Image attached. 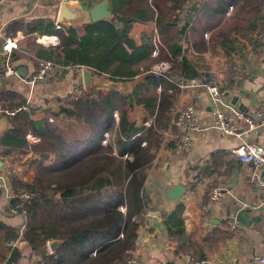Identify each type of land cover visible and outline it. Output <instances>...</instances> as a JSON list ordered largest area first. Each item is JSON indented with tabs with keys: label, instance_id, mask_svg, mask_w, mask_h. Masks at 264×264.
<instances>
[{
	"label": "trees",
	"instance_id": "obj_1",
	"mask_svg": "<svg viewBox=\"0 0 264 264\" xmlns=\"http://www.w3.org/2000/svg\"><path fill=\"white\" fill-rule=\"evenodd\" d=\"M247 2L207 0L189 28V22L180 25L177 19L185 0H124L113 8L111 19L77 29L43 21L27 25L30 35L58 38L53 64L87 69L110 85L90 91L70 107L47 112L41 122H32L22 111L9 117L10 128L0 138L2 156L31 150L49 153L53 161L32 162L29 168L35 176L29 183L11 177L13 195L7 211L24 215L25 220L21 234L0 218L4 264L23 258L14 246L18 241L37 256V264H124L132 256L150 209L148 170L162 147L173 145H163L162 133L169 128L172 106L181 93L176 77L197 76V57L208 72V55L231 37L217 30L223 17L232 6ZM120 21L126 25L154 21L163 45L159 55L151 56L148 38L138 47L127 41L126 30L116 27ZM181 41L191 53L182 49ZM160 62H168L170 69L156 76L151 68ZM125 84L130 91H119L117 86ZM141 110L146 113L143 121L153 119L149 127L135 121ZM28 134L38 140L29 142ZM182 212L178 205L164 215L169 235L172 229L184 232ZM219 233L220 241H225V232ZM53 240L61 243L50 253L47 243Z\"/></svg>",
	"mask_w": 264,
	"mask_h": 264
},
{
	"label": "crops",
	"instance_id": "obj_2",
	"mask_svg": "<svg viewBox=\"0 0 264 264\" xmlns=\"http://www.w3.org/2000/svg\"><path fill=\"white\" fill-rule=\"evenodd\" d=\"M62 1L7 0L0 8V44L5 37H22L18 49L11 54L13 74L5 72L0 58V105L8 109L25 106L26 110L22 112H26L32 122H41L47 112H55L63 106L61 100L78 86L77 80L81 76L82 68H73L59 62L48 70L46 81L34 85L29 83L38 62H55L54 49L58 44L42 45V36H56L30 35L26 30L27 25L43 21L52 22L58 28L56 18ZM72 1H87L95 5L99 0ZM123 2L107 0V8L112 17L115 15L113 8L116 9ZM238 8L239 5L228 9L217 29L231 37L210 54L208 72L202 69L204 62L200 57L196 58L195 64L198 73H209L214 77L219 89L223 88L221 94L226 101L238 108L242 106L246 113L257 118L264 107V0H248L236 12ZM198 9L196 5L186 8L177 14V19L189 22V28ZM242 11L244 15L236 17ZM18 26L23 28L17 29ZM116 27L126 30L127 41L138 47L145 38L149 39L155 22L126 25L120 21ZM179 44L187 54L191 53L183 41ZM105 83L110 85L109 82ZM117 88L119 91H130L128 84L118 85ZM226 93L227 96H224ZM195 100L202 106L198 115L200 128L191 133L189 148L176 151L174 146L162 147L148 170L146 191L150 209L139 229L135 253L141 264H193L199 257H204L201 261L207 264H254V256H264V185H258L259 182L264 184V173L251 164L238 162L230 154V149L240 140L225 136L211 127L210 102L203 90H181L171 111ZM145 118L146 113L141 110L135 121L139 124ZM5 119L7 131L10 122L9 118ZM26 138L33 143L38 140L31 134ZM243 140L257 143L264 149V129L245 133ZM1 152L0 148V218L6 225L19 231L24 225V215H9L7 211L13 195L11 177L29 183L35 174L31 171L32 175L22 176L23 168L30 171L29 165L34 161L49 165L53 156L49 153L19 150L11 157H4ZM176 185L183 186L184 193L175 201H166L164 191ZM215 187L222 188L223 193L219 200L212 201L210 192ZM178 205L183 207L181 218L184 232L176 234L172 229V235H169L164 215ZM230 222H236L238 227L235 232L228 231ZM219 232H225V241H220ZM14 246L23 254L17 264L38 263L37 256L25 242L18 241ZM4 253L0 243V264H4Z\"/></svg>",
	"mask_w": 264,
	"mask_h": 264
},
{
	"label": "built area",
	"instance_id": "obj_3",
	"mask_svg": "<svg viewBox=\"0 0 264 264\" xmlns=\"http://www.w3.org/2000/svg\"><path fill=\"white\" fill-rule=\"evenodd\" d=\"M7 0H0V8ZM100 1V0H99ZM207 0H185L183 9L178 11H184L186 8H190L196 5L200 8ZM180 24L181 22L178 20ZM151 44V56L157 57L162 49L163 45L160 42L159 33L156 27L152 30V33L148 36ZM22 40L21 36L5 37L0 44V58L4 64V70L8 74H13L14 69L11 63V54L13 50L18 49L19 43ZM41 44L46 46L45 43L57 45L58 39L52 36H42L40 38ZM54 64L51 61H40L37 64L35 73L31 76L29 83L34 85L37 82H44L48 77V70ZM170 69L168 62H160L151 68V72L156 76H163L167 74ZM141 70V69H140ZM178 79V86L181 90L188 88H198L203 90L209 99V115L212 118L211 127L221 132L223 135L233 137L240 140L235 147L230 149V154L235 157L238 162L251 164L255 168L261 170L264 173V149L261 145L253 142H247L243 140V136L247 132H253L257 129H264V107L258 113V120L250 116L249 114L241 111L236 105L229 101H226L218 85L214 82V77L209 73L200 72L197 76L189 79ZM175 78V79H176ZM160 92V88L157 89ZM90 95V91L85 90L82 86H75L72 92L61 100V104L65 107H70L71 104L81 98ZM26 107L21 106L15 109H8L0 105V116L3 118H9L19 111H25ZM202 110V106L198 101H192L184 105L181 108H177L171 111V119L169 128L163 131V143L173 144L176 151H183L190 146L191 133L199 130L198 115ZM116 117V114H114ZM51 121V120H50ZM153 119L147 118L143 121V126L149 127L152 124ZM107 135H105L106 137ZM29 139L34 140L28 136ZM36 140V139H35ZM106 145V141L102 142ZM258 185L263 186L262 182ZM222 188L215 187L210 192V198L212 201H217L222 196ZM22 198H27V195L22 193ZM14 213L15 211L12 210ZM236 222H230L228 225V231L230 233L235 232L237 229ZM23 226L19 230L22 234ZM254 264H264V256H254L252 258ZM124 264H141L139 256L133 252L132 256L126 260ZM193 264H207L205 261H199Z\"/></svg>",
	"mask_w": 264,
	"mask_h": 264
},
{
	"label": "water",
	"instance_id": "obj_4",
	"mask_svg": "<svg viewBox=\"0 0 264 264\" xmlns=\"http://www.w3.org/2000/svg\"><path fill=\"white\" fill-rule=\"evenodd\" d=\"M111 18L112 13L107 8V0H100L95 5H90L87 1L64 0L59 6L56 25L65 29H77L85 25L97 23L102 20H109ZM77 85L82 86L87 91L107 88L108 86L103 80L94 76L91 71L84 68L81 70V76L77 80ZM224 96H227V93ZM233 101H235V99ZM239 109L245 112L242 106H240ZM249 115L252 116L251 114ZM255 119L258 120V117ZM6 129L7 120L5 118H1L0 138ZM184 191L183 186L176 185L173 188L164 191V199L168 202L175 201L177 198L182 196ZM60 243L61 242L58 240L49 242L47 244L49 251L51 253L55 252Z\"/></svg>",
	"mask_w": 264,
	"mask_h": 264
},
{
	"label": "rangeland",
	"instance_id": "obj_5",
	"mask_svg": "<svg viewBox=\"0 0 264 264\" xmlns=\"http://www.w3.org/2000/svg\"><path fill=\"white\" fill-rule=\"evenodd\" d=\"M242 7H243V5H239V8H238V10L236 11V12H238L239 10H241L242 9ZM242 15H244V13H243V11L242 12H240V14H238V15H236V17H238V16H242ZM236 21H239V18H236ZM230 27V26H229ZM45 44H47V43H45ZM208 57H209V66L211 65L210 64V58H211V56H210V54L208 55ZM155 65H157V64H155ZM155 65H153V66H155ZM152 66V67H153ZM112 142V138H110L109 137V139H108V144L109 143H111ZM33 172V171H32ZM31 172V170L30 171H27V169L26 168H23V175L22 176H25V175H32L33 173ZM48 244V243H47Z\"/></svg>",
	"mask_w": 264,
	"mask_h": 264
}]
</instances>
